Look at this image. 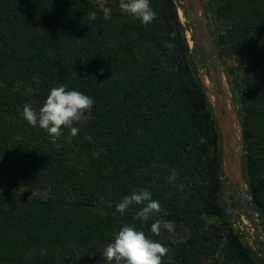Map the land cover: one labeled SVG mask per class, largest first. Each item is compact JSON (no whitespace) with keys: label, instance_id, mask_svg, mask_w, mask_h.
<instances>
[{"label":"trees","instance_id":"16d2710c","mask_svg":"<svg viewBox=\"0 0 264 264\" xmlns=\"http://www.w3.org/2000/svg\"><path fill=\"white\" fill-rule=\"evenodd\" d=\"M150 3L157 17L145 26L122 14L119 0H0V264H106L102 250L131 223L169 249L163 264H215L219 251L224 264H264L224 229L221 137L178 9L186 13L173 0ZM209 8L226 24L215 45L246 61L234 99L241 165L264 220V0H211ZM60 85L95 104L74 125L77 136L63 130L58 150L22 109L39 110ZM144 188L162 218L187 231L184 240L153 235L159 217L134 221L140 206L112 215Z\"/></svg>","mask_w":264,"mask_h":264},{"label":"clouds","instance_id":"9594fccd","mask_svg":"<svg viewBox=\"0 0 264 264\" xmlns=\"http://www.w3.org/2000/svg\"><path fill=\"white\" fill-rule=\"evenodd\" d=\"M100 8L104 19L110 20L112 9L103 4ZM119 9L122 14L132 16L145 26L151 24L157 17L150 0H119ZM94 104L95 100L91 96L77 90H66V86L60 85L50 90L39 110L25 104L22 117L29 126L45 131L50 142L59 150L62 145L57 141L61 138L63 130L68 129L70 137L77 136L80 129L74 125L79 124L85 113L92 110ZM177 177L178 171L175 168L170 169L168 182L173 183ZM133 206H140L134 213L133 220L141 224L153 217H159L150 226L153 235L159 236L162 230L169 233L174 231L175 222L162 218L161 214L166 213L147 188L124 196L115 205L112 215L119 213L123 216ZM101 253L106 264H163V258L168 255L169 249L146 235L143 230H138L135 223H131L122 226Z\"/></svg>","mask_w":264,"mask_h":264},{"label":"rangeland","instance_id":"374dc122","mask_svg":"<svg viewBox=\"0 0 264 264\" xmlns=\"http://www.w3.org/2000/svg\"><path fill=\"white\" fill-rule=\"evenodd\" d=\"M94 1L96 3H104L107 0H94ZM210 1L211 0H197L199 15L200 17H203V15L205 17L206 25L210 31L211 42L213 43L215 47V51L221 61V78H222L223 90L225 92V102L227 104L228 112L231 114L234 120L235 132L238 135V137H241L242 139L240 122L237 115L238 104L234 101V99L238 97V89L236 85L238 82V78L240 77L244 68L246 67V61L243 58L240 59L237 55L231 52L229 46L222 45L218 47L215 45L214 42L217 39L218 34L224 31L226 24L223 21L217 22L212 19L211 9L209 8ZM178 14L181 22L185 25L186 22H188V20H186L183 17V13L181 9H178ZM186 37L190 49L194 50L193 37L190 29L186 31ZM193 59L198 69V76L200 80H202L205 86L204 90L207 99L213 109L215 107V97H214L215 90L210 80L211 65L206 64L204 55L201 52L198 55L195 53ZM209 90H211V92L213 93L211 97L208 93ZM221 145H222V141H221ZM222 153H223V147H222ZM224 161H225V155L223 153V157H222L223 174H224V169H223ZM226 182L227 180L224 174V184H223L224 196L222 198L223 200H225V209L227 214V218L224 221V223L226 222V226L224 227V229L226 230L229 228L230 230L236 232L240 236L241 241L246 246H249L251 250H254L258 254V256L262 257V253H264V244H261V242H259L257 238L254 236L252 224L250 222L249 211L245 206V203H248L252 207L250 203L251 197L248 194V187L245 182L244 183L237 182L235 185L229 184L228 186ZM34 194L40 195L41 193L35 192ZM256 219L260 224L262 234H264V220L262 219L260 220L257 214H256ZM206 221L207 224H215L218 227H221V225H223L222 220L220 219H207ZM186 234L187 231L185 229H177L171 232V234L169 235V239L172 242H179L185 239ZM257 247H262V252H258ZM217 255L219 258V262L215 264H224L222 253L219 251ZM208 264L210 263L208 262ZM226 264H233V263L229 262Z\"/></svg>","mask_w":264,"mask_h":264},{"label":"water","instance_id":"95a60500","mask_svg":"<svg viewBox=\"0 0 264 264\" xmlns=\"http://www.w3.org/2000/svg\"><path fill=\"white\" fill-rule=\"evenodd\" d=\"M173 1L176 5L181 6L186 13L193 37V49L195 53L198 55L201 52L204 55L206 64L211 65L210 80L215 90V107L213 109L220 132L223 153L225 155L223 169L227 186L229 184L235 185L237 182L244 183L241 165L243 143L241 137H238L235 132L234 120L227 109L221 78V61L211 42L210 31L206 25L205 17L204 15L203 17L199 15L197 0ZM202 85L205 88L203 82ZM245 206L249 211L250 222L253 225L255 237L261 244H264V234H262L254 209L248 203H245ZM262 257H264V253H262Z\"/></svg>","mask_w":264,"mask_h":264},{"label":"bare ground","instance_id":"6f19581e","mask_svg":"<svg viewBox=\"0 0 264 264\" xmlns=\"http://www.w3.org/2000/svg\"><path fill=\"white\" fill-rule=\"evenodd\" d=\"M179 11H180V10H179ZM189 39H190V37H189ZM199 74H200V73H199ZM208 93H209L210 97L213 95V93L211 92V90H209ZM251 224H252V223H251ZM252 228H253V225H252ZM253 233H254V230H253ZM254 236H255V233H254Z\"/></svg>","mask_w":264,"mask_h":264}]
</instances>
